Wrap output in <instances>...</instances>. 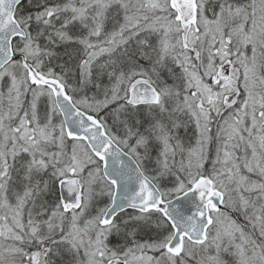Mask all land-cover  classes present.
<instances>
[{
    "label": "snow or ice",
    "instance_id": "1",
    "mask_svg": "<svg viewBox=\"0 0 264 264\" xmlns=\"http://www.w3.org/2000/svg\"><path fill=\"white\" fill-rule=\"evenodd\" d=\"M0 264H264V0H0Z\"/></svg>",
    "mask_w": 264,
    "mask_h": 264
}]
</instances>
